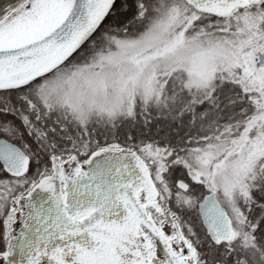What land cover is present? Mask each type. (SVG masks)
Returning a JSON list of instances; mask_svg holds the SVG:
<instances>
[{"label": "snow or ice", "instance_id": "1", "mask_svg": "<svg viewBox=\"0 0 264 264\" xmlns=\"http://www.w3.org/2000/svg\"><path fill=\"white\" fill-rule=\"evenodd\" d=\"M0 264H264V0H0Z\"/></svg>", "mask_w": 264, "mask_h": 264}]
</instances>
